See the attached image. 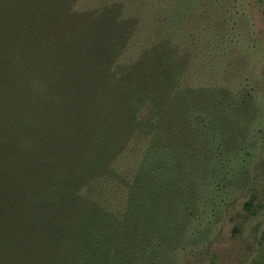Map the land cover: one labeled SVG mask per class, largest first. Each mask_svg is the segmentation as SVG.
Returning a JSON list of instances; mask_svg holds the SVG:
<instances>
[{
	"label": "trees",
	"instance_id": "1",
	"mask_svg": "<svg viewBox=\"0 0 264 264\" xmlns=\"http://www.w3.org/2000/svg\"><path fill=\"white\" fill-rule=\"evenodd\" d=\"M74 1L0 0V264H70L78 260L75 251L79 264H105L95 253L102 235L95 216L106 212V188L97 191L98 205L77 189L91 179L120 180L111 162L140 131L148 142L133 205L169 208L179 203L177 194L178 206L200 202L203 192L230 188L224 166L239 164L238 155L222 147L238 122L234 101L212 87L181 86L180 70L167 64V46L150 57L153 63L141 57L130 74L113 79L115 71H105L113 62L104 69L99 56L100 39H112L106 32L111 18L92 14L81 30L71 19ZM206 196L213 226L223 202ZM37 229L56 244L54 257L36 254L31 234ZM120 233L140 243L145 227Z\"/></svg>",
	"mask_w": 264,
	"mask_h": 264
},
{
	"label": "rangeland",
	"instance_id": "2",
	"mask_svg": "<svg viewBox=\"0 0 264 264\" xmlns=\"http://www.w3.org/2000/svg\"><path fill=\"white\" fill-rule=\"evenodd\" d=\"M71 8L82 14L71 15L81 30L84 19L92 14L103 12L111 18L106 32L112 39L110 43L100 39L99 56L104 69L107 61L113 62L105 70L115 71L113 79L130 74L141 57L157 58L167 46V64L180 70L176 73L180 85L216 89L227 102H235L238 121L231 139L222 144L225 152L238 155V165L224 166L230 171V188L214 191L206 185L210 193L203 192L200 202L195 199L183 206H178L181 198L177 194L174 199L179 203L169 208L156 202L151 210L144 204L133 205L139 192L135 174L148 142L145 131L134 134L111 162L120 180L91 179L77 189L98 205L97 191L106 188V212L101 219L95 216L99 219L95 228L102 232L95 253L105 264L117 260L123 264H264V0H75ZM151 58L146 65L153 63ZM212 107L220 109L216 104ZM243 162L248 163L245 171ZM168 194L167 189L164 200ZM207 194L212 199L216 194L215 200L223 202L222 214L213 226L207 224L211 219ZM194 203L201 212L191 211ZM141 208L144 215L137 219L133 211ZM131 225L145 227L140 243L120 233ZM174 229L180 236L171 235ZM41 233L37 229L31 239L36 254L45 260L51 252L56 255V244L51 245L46 235L40 237ZM73 255L78 260L72 263L79 264L78 251Z\"/></svg>",
	"mask_w": 264,
	"mask_h": 264
}]
</instances>
